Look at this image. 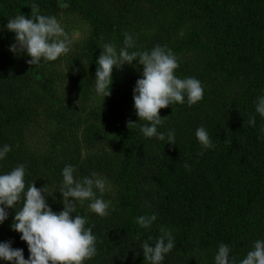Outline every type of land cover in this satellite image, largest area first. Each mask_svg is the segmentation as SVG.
<instances>
[{"label": "trees", "instance_id": "obj_1", "mask_svg": "<svg viewBox=\"0 0 264 264\" xmlns=\"http://www.w3.org/2000/svg\"><path fill=\"white\" fill-rule=\"evenodd\" d=\"M0 264H264V0H0Z\"/></svg>", "mask_w": 264, "mask_h": 264}, {"label": "rangeland", "instance_id": "obj_2", "mask_svg": "<svg viewBox=\"0 0 264 264\" xmlns=\"http://www.w3.org/2000/svg\"><path fill=\"white\" fill-rule=\"evenodd\" d=\"M84 37V27L82 28V30H81V33H80V31H74L73 32V36H72V39H73V41H79L81 38H83ZM67 86L64 88L65 90H67V89H69V84H70V81H68L67 83H65ZM71 101H74L75 103H76V100H74V99H70ZM67 103H69V102H67ZM75 106H77L76 104H74Z\"/></svg>", "mask_w": 264, "mask_h": 264}]
</instances>
